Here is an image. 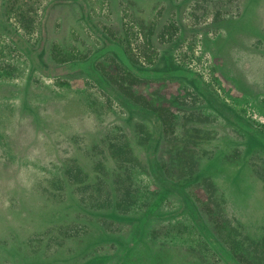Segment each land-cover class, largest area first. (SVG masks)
<instances>
[{
    "label": "rangeland",
    "instance_id": "rangeland-1",
    "mask_svg": "<svg viewBox=\"0 0 264 264\" xmlns=\"http://www.w3.org/2000/svg\"><path fill=\"white\" fill-rule=\"evenodd\" d=\"M96 71L166 118L158 156L168 178L214 176L217 188L187 184L207 225L226 248L244 243L243 264H264V145L254 139L264 134V0H0V264H223L187 215L153 223L128 250L137 227L110 223L95 195L72 186L81 176H65L73 160L91 177L99 159L112 169L109 135L143 160L150 148L153 124L105 92ZM179 206L169 195L157 213ZM83 208L99 213L79 219ZM74 222L85 234L68 230Z\"/></svg>",
    "mask_w": 264,
    "mask_h": 264
},
{
    "label": "trees",
    "instance_id": "trees-1",
    "mask_svg": "<svg viewBox=\"0 0 264 264\" xmlns=\"http://www.w3.org/2000/svg\"><path fill=\"white\" fill-rule=\"evenodd\" d=\"M73 1H77L78 3L79 1L83 0ZM67 3L68 2L65 4ZM56 4L57 3L54 5ZM63 4L64 3H62V5ZM82 12L87 18L88 9L83 7ZM92 25L94 26L93 23ZM229 35H231V31L229 32ZM100 37L105 45L109 46L111 52L112 50H117L118 55H120V57L123 56V60H128V57L125 54L126 52L118 40L110 39L112 37L106 35L105 33H101ZM108 53V51H104V53L99 52L98 55H95V57L93 56L87 62H85V65H90V63L94 62L96 58L99 57V55L101 56ZM95 73L98 84L103 87L105 92H107L109 95L116 94L118 97H116L117 101L124 108H126L127 111L140 117H144L146 120L151 122L154 127V133L152 139H148L150 148L145 160L140 159V157L134 155L133 152H131L132 149L130 141H127L126 139L115 141L119 138L109 135L106 137V144L103 145V147L108 149L109 155L106 160H113L114 167L112 169H108L105 163L102 161L100 162L101 159H99L96 161V168H93L96 175L95 177H91V174L85 173L83 169L79 167V165H75L74 162L76 160H73L70 165H67L64 174L65 176H81L82 180L79 181L80 183L75 180L72 182V186H75V188H78L80 191H82L81 194L87 195V198H89L88 195H95L96 197H92L91 199L94 200V203L92 204L93 207H103L102 210L106 211V217L110 223L115 222L120 226L133 224V226L137 227L138 232L136 238L129 243L128 250L130 251L135 245H139L144 240V237H146L145 230L148 226H151L153 223L159 221H174L180 218L182 215H187L193 221L195 229L205 240L204 242H206V251L209 255L208 258L210 257L211 259L217 260L220 263L222 262L223 264H243V260L245 261V259L251 255L250 251L243 249L244 243L239 242L238 248L234 250L226 248L207 225V222L203 217L197 202L192 197H190L186 191L188 190L187 184L195 180H200V183L202 181V183L205 184L212 183L211 185L216 186L217 188L215 177L211 176L210 174H205V172L198 173L197 170H194L188 174V177L182 178V176H176V179H173L174 181L168 178V161L162 157L160 159L158 156V149L162 134V124L163 122L166 124V118L155 109L142 105L138 101H135L134 99L125 95L123 92H120L111 83H109L104 78V76L100 74L98 75L97 71ZM135 78L138 79L139 77ZM143 126L144 124L142 121L139 122L138 128L140 129ZM249 135L254 137L252 133H249ZM254 139H256L259 144L264 145V134L256 135ZM142 144L143 143H141V145ZM115 148L117 149V153L114 151ZM122 150H126L127 152L123 153ZM94 153L98 155V153H102V151L96 147V149H94ZM192 162L193 163L189 166L196 167L198 165L195 156L193 157ZM99 164L102 169L98 171ZM170 165H172L171 162ZM142 173H144L146 178L148 177L153 180V188L146 186L144 188L145 190L142 189V185L139 183L137 177L138 174ZM180 177L182 179H180ZM72 180H74V178ZM169 195L174 196V198L179 202L180 208H178L179 210L177 209L178 211H176V213L159 215L157 212L159 211L163 197H167ZM103 197L105 200L95 201ZM221 198H223V195H221ZM185 199H188L189 201L187 202ZM98 211L99 209L90 210L88 208H83L81 209V212L78 214V216L79 219H81L84 218V215L99 213ZM222 212L225 213V209H223ZM237 222L239 226L241 223L239 221ZM80 225L81 224H79V222H74L72 225L68 226V230L80 227L79 232L85 234L87 225H84L85 227ZM65 232H67V229H65ZM253 241L254 240L251 242ZM262 244L264 245V238ZM250 264H261V262L257 261V259H253Z\"/></svg>",
    "mask_w": 264,
    "mask_h": 264
},
{
    "label": "crops",
    "instance_id": "crops-1",
    "mask_svg": "<svg viewBox=\"0 0 264 264\" xmlns=\"http://www.w3.org/2000/svg\"><path fill=\"white\" fill-rule=\"evenodd\" d=\"M72 4V3H71ZM69 111H70V109H69ZM187 192H188V194L190 195V193H189V191L188 190H186ZM190 197H192L191 195H190ZM187 202L189 201L188 199H185ZM184 200V201H185Z\"/></svg>",
    "mask_w": 264,
    "mask_h": 264
}]
</instances>
